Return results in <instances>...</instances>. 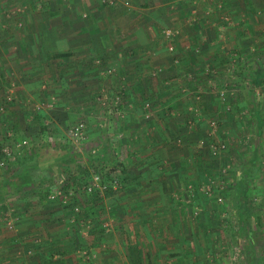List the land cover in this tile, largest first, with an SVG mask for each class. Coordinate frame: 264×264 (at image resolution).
Listing matches in <instances>:
<instances>
[{"label":"crops","instance_id":"crops-1","mask_svg":"<svg viewBox=\"0 0 264 264\" xmlns=\"http://www.w3.org/2000/svg\"><path fill=\"white\" fill-rule=\"evenodd\" d=\"M112 1L0 0V88L18 83L8 104L14 122L29 119L30 98L48 91H72L76 100L58 103L84 115L85 92L108 90L120 98L113 138L127 173L112 194L110 231L100 236L93 224L78 245L57 238L60 230L43 224L58 215L80 223L81 214L63 215L49 200L54 208L44 219L26 213L29 228L0 221V264H228L231 219L253 225L260 217L264 234V0ZM166 28L177 31L172 42ZM213 142L226 147L213 154ZM207 151L222 167L233 165L219 171L225 185L230 172L249 174L253 211L242 210L236 195L229 204L207 196L203 187L217 189L219 170L202 161ZM254 248L253 264H264V236Z\"/></svg>","mask_w":264,"mask_h":264},{"label":"rangeland","instance_id":"rangeland-1","mask_svg":"<svg viewBox=\"0 0 264 264\" xmlns=\"http://www.w3.org/2000/svg\"><path fill=\"white\" fill-rule=\"evenodd\" d=\"M104 1L108 2V0ZM112 3L114 2L112 1ZM9 78L11 77L8 76V79ZM201 78L202 77H200V79ZM7 85L8 88L4 87L5 85L0 88V106L3 104V101L6 100L7 97H10L11 99L7 102L5 108H3L2 110L0 109V158L4 148L7 147L8 149H12L13 151L15 150L16 152V146L23 141L26 143L23 144L25 145L24 147H26L24 148L26 150V153L22 152V154L20 156H17L14 160L6 159V165L0 167V221H4L3 224L7 227V229L10 230L15 229L17 226H19V224H22L23 227L25 226L26 228H29V221H31L32 215L36 216V219H44L42 216L43 213H45L46 210L48 211L50 207L54 208L52 205L53 203L49 202L50 200L55 201L54 203H57V206H54L57 207L56 210L61 214H70L69 211H73L74 215L75 212H78L82 217H80V223L75 222V218L77 217L76 215L73 218V222H71V219L69 220L67 218L60 217V215L55 218H50V220L43 225L48 224L49 230H60L57 238L66 237L65 239L69 240V243H76L78 245L79 242L83 241V239L85 238H82V235L87 236V229H89V231L96 230L92 228L93 224L96 225L98 223V228L102 225V227L105 228V231H110L109 229H111V226L109 221L110 217H108V211L112 209L111 207L113 203L111 204L110 202L113 195H106L104 194V192H100L102 201H100V203H97V205L99 206V209L97 208V215L93 216V212H91L90 210L91 208H88L89 211L87 210V214L84 215L82 214L81 207L83 208V200H86L85 196L87 195L73 191L72 189L71 191L69 190L70 192L65 191L62 188V183L64 174L66 172L65 167L69 168V166H71L73 168L74 166H76V170H78V167H82L83 165V167L89 169L90 172H92L93 169L98 165L96 162H93V160L95 159V155H97L98 158L99 155L104 156V159L97 158V160L100 161L102 165L107 161V157L112 158V154L114 153V146L112 147L111 143L116 146V156H119L120 160L122 159L117 147V145H119V140H117V138L116 140H114L113 138L115 137L113 129V120L115 116L113 114H104L103 112H107L108 106L110 105L109 99L114 97V95H112V92L110 96L108 94V90L104 91L105 95L103 96L102 94H99L100 92H102V90H100L99 92H94L93 90L85 92L87 95V99H89V102H86L85 104L87 108L84 114L85 116L83 115L81 107L76 105L67 106L66 104H61L62 102H65V100H76V98H74L75 96L71 97V94L73 93L72 91L66 90L64 93L60 92L59 94L48 91L47 93L49 94V96L45 95L42 100H39V98H41V95H39L38 98L36 96L34 99L30 98L32 99V103H30L31 107H29V110L26 111H31V113L25 114L29 118L27 120L25 119V121H27L29 125V127H26L27 124H25V121L23 122L21 120V122H14L13 116H11L12 109L10 108V105H8L11 102L14 104L15 92L18 91V89H16L18 83H16L15 79H9ZM219 92L218 95L220 94V97H224L225 92ZM74 93H76V90H74ZM51 94L55 96V100L54 98H50ZM17 98L20 99L19 93ZM49 98L52 99L50 101H54V103L48 102ZM94 98H97L96 100H98L99 102H93ZM21 99L22 101H26V98H24L23 95L21 96ZM58 100L61 103H58ZM74 104H76V101H74ZM53 105H57L56 108H54ZM44 109H46V112L49 114H51V110L48 109H53V112L58 111V113L54 115L51 114L54 118L53 119L51 116L45 114ZM245 109L246 108H243L241 111H244ZM62 110L67 112V114L62 113ZM88 111H90L91 116L95 114L94 118L90 121H88V119L86 118ZM68 112L70 114H68ZM30 114L33 116L29 117ZM103 115H106V118H103ZM79 121H84L85 123L84 137L81 139L68 140L70 128ZM210 122H212V125H210L212 129L217 127V124H215L214 121ZM27 152L37 154L36 159L38 170L36 172H33V176L38 177L36 179H32L31 177L27 178L25 177V175H23L22 177L20 171H18L22 163L24 164L26 161L28 162V159H25V157L29 154H27ZM216 156L210 155L207 151V153L204 155L203 160L201 159L202 161H204V164H207V166L209 164H213L217 167V169L219 167V170H215L217 171V175L212 177V179L215 180L217 184V186H215L217 189L209 188V184L203 187V190L206 192L207 196L209 197V195H213V197L215 198L221 197V202L227 200V203L229 204L231 203V197L236 195L241 198L242 209L245 210L246 208H251L249 207V205L252 204L250 198H254L255 196L254 186H252L253 183L250 181V184L248 183V186L246 188L241 187V190L240 188H237L235 184H233L236 174L233 176V174L231 175V173H229L227 176L228 183L225 185V183L222 182V177L219 176V171L223 173L226 171L228 173V170H231V167H233V165H226L222 167V162L225 161H220L218 158H216ZM22 158L23 162L20 161V159ZM39 186H41L42 189H50L51 191L59 189L67 192L65 194L68 200L72 199L73 197L74 204L68 205V201L64 203L58 198V201L49 198L44 200L40 199V197H38L39 195L35 192L39 189ZM247 189H249V191ZM252 205L257 204H254L253 202ZM252 208L254 209L253 206ZM29 212H32L31 218H25L27 216L26 213ZM35 212L36 215L34 214ZM86 216L87 218H84ZM245 217L247 216L245 215ZM250 220L252 219L248 218L249 224L251 225ZM83 225L86 228V232L84 234H78L76 232L77 230L74 229V227L81 228L83 227ZM251 227L253 228L254 226L251 225ZM68 231L71 232L69 233ZM96 231H98V229ZM262 232L263 231H261V235L264 236ZM62 233L66 234V236H62ZM97 233H99V231ZM237 240L240 241V247L242 251L240 250V253L236 251L235 253H239L240 259L241 257L243 258L244 249L245 251H247V245H244L246 244L245 240L237 236L232 244L233 246L231 247L230 251L227 254H224V257L227 258L228 264H235L236 262L234 261L235 259H237V257L234 259V246L239 245L236 242ZM63 244L64 243L60 244L59 246L63 247ZM55 253L60 254L59 251H56ZM24 254L27 256L31 255L32 249L28 247L27 250H24Z\"/></svg>","mask_w":264,"mask_h":264},{"label":"trees","instance_id":"trees-1","mask_svg":"<svg viewBox=\"0 0 264 264\" xmlns=\"http://www.w3.org/2000/svg\"><path fill=\"white\" fill-rule=\"evenodd\" d=\"M121 104V103H120ZM119 104V106H120ZM118 106V107H119ZM170 114V112L168 113ZM111 146H114V153L112 154V158H106V162L102 165L100 161L97 160L98 156L95 155V159L93 160V162H96L98 165L93 169L92 172H90L89 169L83 167H78V170H76V166H74L73 168L71 166H69V168L65 167V174H64V179H63V183H62V188L65 191H71V189L73 191L79 192L81 194H85L87 196H85L86 200H83V208H82V214L86 215L87 214V210L89 211L88 208H91V212H93V215L96 216L97 215V208L99 209V206L97 205V203H100V201H102L101 199V194L100 192L96 189L95 191H91V192H86L85 190H83V186L86 185L90 180H91V175L93 173H99L102 175V177L105 178L104 180V184L106 185V189L103 191L104 194L109 195V194H113L115 191L122 189L124 187V180L126 178V167L125 164L122 160L119 159V156H116V146L113 145L111 143ZM67 147V146H65ZM211 151V150H210ZM28 154V153H27ZM36 155L35 153H29L25 159H28V162L26 161L24 164L22 163L21 166L19 167L18 171H20L22 177L23 175H25V177H31L32 179H36L38 178L37 176H33V172H36L38 170V164H37V159H36ZM21 158V157H20ZM100 159H104V156L99 155ZM98 158V159H99ZM19 159V158H18ZM21 162H23V158L20 159ZM231 175L233 174V176L235 175V171L230 172ZM240 179L237 178L236 179V175H235V179L233 181V184H235L237 186V188H240L242 190L241 187L246 188L248 186V183L250 184V179H249V174H246L245 172L242 175H240ZM114 179L118 180L117 181V190L113 188V181ZM239 180V181H237ZM47 188V187H46ZM80 191H79V190ZM249 191V189H247ZM246 190V192H247ZM64 193H67L65 192ZM69 191V192H70ZM40 197V199L44 200V199H48V195L51 192L50 189H42L41 186H39V189L35 191ZM102 192V193H103ZM217 198V197H216ZM215 198V199H216ZM60 199V198H58ZM58 199H55L56 201H58ZM61 200V199H60ZM68 201V199H67ZM66 201V202H67ZM252 201V200H251ZM69 203H67L68 205L71 204L73 205L74 203V199L72 197V199H69L68 201ZM240 205L239 207L242 209L241 207V198L239 199ZM67 205V206H68ZM252 204L249 205V207L251 208H246L245 211H253L254 209L252 208ZM254 207V206H253ZM244 210V209H242ZM111 212V210H110ZM234 219V220H233ZM229 221L228 223V227H229V231L232 235V237L234 238V240L236 239V237H241L245 240L244 244L246 246V250L244 249V254H243V258L239 257V253L241 250V245H240V241H236L238 246V250L236 253V262L238 264H253L257 257V254L255 253V248H254V242L260 241L261 239H263V235H261V219L260 217H254L253 219V228L251 229V225L248 222V219L244 218H240L238 220V218H233ZM239 221H242V223H240ZM221 223V221L219 222ZM95 227H98V223L95 225ZM99 231V235H102V231H105V228L99 226L98 228ZM242 251V250H241ZM245 263H244V262ZM135 264H140V261L138 259H136Z\"/></svg>","mask_w":264,"mask_h":264},{"label":"built area","instance_id":"built-area-1","mask_svg":"<svg viewBox=\"0 0 264 264\" xmlns=\"http://www.w3.org/2000/svg\"><path fill=\"white\" fill-rule=\"evenodd\" d=\"M108 2L112 3V0H108ZM0 16H1V10H0ZM1 18V17H0ZM163 37L165 40L167 41H171L173 40V38L177 35V31L172 29V28H166L162 31ZM168 50L170 51H174V45L172 43H169L168 45ZM222 94V93H221ZM11 100L10 97H7L6 100L3 101V104L0 106V109L2 110L3 108L6 107L7 102ZM113 105H109L108 109H107V113L108 114H117V110H118V106L120 104V98L118 97V95H114V97L111 99ZM149 106V104L147 103L145 105V107L147 108ZM85 135V123L84 121H79L77 123H75L69 130V134H68V140H73V139H81L83 138ZM26 144L24 141L22 143H19L16 146V152L15 150L13 151L12 149H8L7 147L3 149V153L1 155L0 158V167H3L4 165H6V159L7 160H14L17 156H20L22 154V152H25L26 150L24 148ZM226 147L224 142H218V143H210V150L213 154H217L220 151L224 150ZM25 150V151H24ZM105 180L104 177H102L101 174L99 173H93L91 175V180L84 185L82 188L83 190H85L86 192H91V191H95L96 189L99 192H103L106 189V185L103 183ZM116 179H114L113 183V188L116 189L118 184H117ZM49 199H57L60 198L62 202H66L67 201V196L64 193V191L62 190H53L49 193L48 195ZM222 198L218 197L217 201L221 202ZM236 258V256H234V259ZM236 260V259H235Z\"/></svg>","mask_w":264,"mask_h":264}]
</instances>
